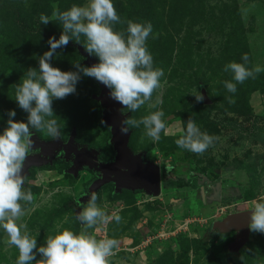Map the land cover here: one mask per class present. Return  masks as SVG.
I'll return each mask as SVG.
<instances>
[{
  "label": "rangeland",
  "instance_id": "obj_1",
  "mask_svg": "<svg viewBox=\"0 0 264 264\" xmlns=\"http://www.w3.org/2000/svg\"><path fill=\"white\" fill-rule=\"evenodd\" d=\"M123 23L114 30L127 35V21L148 23L153 31L146 47L153 57V67L163 70L160 87L151 101L135 112L126 108L125 120H139L158 110L166 128L153 141L143 125L129 127L128 145L143 152L158 165L160 191L148 195L142 191L115 194L107 184L96 192V203L109 216L118 213L116 223H98L88 233L96 239L115 238L119 246L109 257V264H264V234L245 229L222 230L215 221L227 213L251 209L254 202H264V171L258 174L259 188L253 198L245 199L248 178L234 165L250 164L253 156L264 151V72L229 92L225 81H235L225 72L229 62L264 68V0H112ZM88 0H0V132L7 126L8 111L15 110L17 121L27 122V113L15 98V88L29 67L38 68V57L49 49V37L59 38L63 31L58 21L47 25L40 15L52 19V12L85 6ZM86 55L72 45L58 49L50 63L62 71H75L73 63L83 66L98 63V57ZM98 81L81 74L76 93L53 101L54 117L60 136L74 135L75 141L97 150L101 160L113 155L109 129L102 118ZM205 92L209 104L197 102L193 91ZM229 98L233 102H229ZM151 105H155L152 107ZM191 119L214 137L212 145L201 154L177 146L175 141ZM34 137L51 138L46 131L31 129ZM31 152V149H30ZM29 152V153H30ZM143 157V158H144ZM258 171V170H257ZM23 191H31L33 201L21 202L25 215L17 221L36 237L38 246L46 238L70 229L79 233L84 227L74 214L89 200L86 185L93 173L68 170L64 159L42 164L29 155L23 165ZM197 178L195 188L168 186L177 178ZM220 196H215V182ZM211 182L214 183L211 186ZM211 183V184H210ZM250 197V196H249ZM252 197V196H251ZM80 201L78 204L77 202ZM38 234V235H37ZM183 238L201 241L180 245ZM0 228V264H16L18 250L7 243ZM163 255L162 258H160ZM37 260L41 259L37 253ZM32 264H37L36 261Z\"/></svg>",
  "mask_w": 264,
  "mask_h": 264
},
{
  "label": "clouds",
  "instance_id": "obj_2",
  "mask_svg": "<svg viewBox=\"0 0 264 264\" xmlns=\"http://www.w3.org/2000/svg\"><path fill=\"white\" fill-rule=\"evenodd\" d=\"M39 19L44 25L58 21L63 31L58 39L49 37V49L38 57V68L29 67L25 78L16 85L14 100L28 114L27 122L13 119L16 112L9 110L7 126L0 132V228L7 234V243L18 250L16 264H32L34 261L37 264H109V257L115 254L119 241L115 238L98 240L88 233V229L111 220L120 223L122 217L115 212L109 216L97 205L98 197L92 192L87 207H82L76 217L84 226L82 230L79 233L62 230L48 236L45 244L38 246L36 237L28 233L26 225L17 223L25 215L21 202L31 203L34 199L31 191L22 190L25 184L22 169L33 145L31 129L46 131L52 139L60 137L61 129L52 118L55 115L53 101L75 94L81 74L108 87L111 98L131 112L151 101L164 74L162 69L153 67V57L146 47L153 26L150 22L129 20L126 36L115 31L113 25L123 21L112 0H88L85 6L72 5L65 11L56 8L52 19L44 14ZM82 35L86 38L85 50L98 57V63L91 66L73 63L75 71H62L50 63L58 56L57 50L66 47L70 41L81 43ZM242 60L243 63L233 61L224 67L225 72L232 73L235 81L224 82L231 93L237 91V84L264 72L259 65L247 67L249 56L246 53ZM191 94L197 102L204 100L198 90ZM229 102H233L231 98ZM163 116L164 112L158 110L139 120L128 118L121 131L127 134L130 125H143L146 135L158 141L166 128ZM213 141L214 137L201 132L195 122L188 119L186 130L175 143L180 148L201 154ZM248 228L264 234V202H254ZM37 253L41 257L39 260Z\"/></svg>",
  "mask_w": 264,
  "mask_h": 264
},
{
  "label": "water",
  "instance_id": "obj_3",
  "mask_svg": "<svg viewBox=\"0 0 264 264\" xmlns=\"http://www.w3.org/2000/svg\"><path fill=\"white\" fill-rule=\"evenodd\" d=\"M100 89L99 103L102 107V118L109 129V142L113 149L112 157L103 161L97 157V151L85 146L78 147L74 141V135L70 134L65 142L61 136L57 139H43L34 137L32 150L42 164H49L54 160L57 152L61 151L64 160H70L69 172L76 175L78 169L87 168L97 175L86 185L87 195L100 190L106 184L112 185L115 194L122 191H142L148 195H157L160 191V171L157 164L144 157L143 152H134L128 145L130 130L127 134L122 133L126 113L121 109L123 106L111 98L110 89L98 82ZM204 103H208L205 92ZM144 157V158H143ZM198 181V179H197ZM215 196L219 195V182H215ZM79 208H74L77 217ZM250 220L248 209L226 214L224 218L213 222L222 230L245 229Z\"/></svg>",
  "mask_w": 264,
  "mask_h": 264
},
{
  "label": "trees",
  "instance_id": "obj_4",
  "mask_svg": "<svg viewBox=\"0 0 264 264\" xmlns=\"http://www.w3.org/2000/svg\"><path fill=\"white\" fill-rule=\"evenodd\" d=\"M68 45L75 46L82 55H86V53L83 51V49L81 48V46L79 44H77L75 42H69ZM209 103H210V99H209L208 103H204V104H209ZM253 160L254 161L251 162L250 164H244V165L243 164H237V165H234V168H236V169H243L244 173L246 174V176L248 178V180H247L248 188L244 192V197H246L245 199L253 198L254 197L253 194L255 193V189L259 188L260 183H259V179H258V174L260 172L264 171V151L255 154L253 156ZM197 182H198L197 178L177 177V178L169 181L168 186H172V187H175V188L189 186L190 188L193 189V188H195ZM200 241L201 240L199 238H183L180 241V245L181 244L190 245V244L198 243ZM162 257H163V255L160 258H162Z\"/></svg>",
  "mask_w": 264,
  "mask_h": 264
},
{
  "label": "flooded vegetation",
  "instance_id": "obj_5",
  "mask_svg": "<svg viewBox=\"0 0 264 264\" xmlns=\"http://www.w3.org/2000/svg\"><path fill=\"white\" fill-rule=\"evenodd\" d=\"M70 134H72V133H69L68 135H67V137H65V138H62L61 137V140H62V142H65L66 140H67V138H68V136L70 135ZM40 138V137H39ZM44 139V138H43ZM49 140L50 139H52V138H48ZM74 141H75V139H74ZM76 142V141H75ZM76 144H77V146L78 147H80V146H82V145H80V144H78L77 142H76ZM36 151L37 150H32L31 149V152L29 153V155H33L34 157H36L34 154L36 153ZM97 151V150H96ZM55 158H54V160H57V159H61L62 158V156H61V151H59V152H57L56 153V155L54 156ZM97 157H98V153H97ZM99 158V157H98ZM63 159V158H62ZM100 159V158H99ZM101 160V159H100ZM109 160V159H108ZM103 161H107V160H103ZM64 162H67V164H68V169H69V166H70V160H64ZM93 173V172H92ZM97 174L96 173H93V177H92V179L96 176ZM212 183V184H211ZM210 184H211V186H213L214 185V183L213 182H211ZM107 185V184H106ZM111 185V184H110ZM112 186V185H111ZM75 208V207H74Z\"/></svg>",
  "mask_w": 264,
  "mask_h": 264
},
{
  "label": "crops",
  "instance_id": "obj_6",
  "mask_svg": "<svg viewBox=\"0 0 264 264\" xmlns=\"http://www.w3.org/2000/svg\"><path fill=\"white\" fill-rule=\"evenodd\" d=\"M220 190H221V188L219 189V195H218V197L220 196ZM218 197H217V198H218ZM242 210H243V209H242ZM238 211H239V210H238ZM234 212H235V211H234ZM231 213H232V212H231ZM227 214H228V213H227Z\"/></svg>",
  "mask_w": 264,
  "mask_h": 264
}]
</instances>
